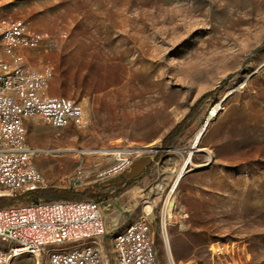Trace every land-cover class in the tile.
<instances>
[{
  "label": "rangeland",
  "instance_id": "374dc122",
  "mask_svg": "<svg viewBox=\"0 0 264 264\" xmlns=\"http://www.w3.org/2000/svg\"><path fill=\"white\" fill-rule=\"evenodd\" d=\"M0 18L24 28L26 64L51 70L48 95L87 106L84 129L32 118L27 141L47 188L102 196L108 264H117L115 234L141 219L158 264H264V0H0ZM27 32L49 44L27 54ZM199 135L206 152L169 194ZM128 148L147 150L132 161L153 160L131 185L130 165L111 172L118 156L99 152ZM79 168L87 178L71 182ZM0 248L17 252L12 264H49L45 252Z\"/></svg>",
  "mask_w": 264,
  "mask_h": 264
},
{
  "label": "built area",
  "instance_id": "2783aa9c",
  "mask_svg": "<svg viewBox=\"0 0 264 264\" xmlns=\"http://www.w3.org/2000/svg\"><path fill=\"white\" fill-rule=\"evenodd\" d=\"M1 20L2 18H0V31L2 34L12 33V40L7 41H14V48H10L8 54H14L15 58H18L19 29L13 25V19L12 26L1 27ZM27 36H35V45L27 47V54L36 45L49 44L48 41L38 38L37 34L27 32ZM35 70H39V77L35 79L45 80L46 84H49L47 70H40V67H35ZM7 72H14V69L10 68V63H8V69H3V77H0V143L1 141H20V150L18 152L0 150V197H17L29 191L48 187L44 174L34 163L38 151L29 145L21 146V136H28L26 111H33L35 120L45 125L61 129L62 123H70V128L81 130L87 125L88 109L81 101L71 98L69 99L73 100L72 108L50 105L49 95L40 91L38 94L29 95L26 100H17L18 90L30 87V83L26 82V75L19 80H7ZM6 102H15V109H6ZM145 153L147 152H141V154ZM127 158L122 167L126 165L131 167L137 160H131L132 154ZM84 178L87 176L79 168L69 177V180L76 183ZM109 230L104 202L29 201L0 208V236H6L8 242L19 244L20 249L26 246H37L36 257L40 259L46 246L50 244L65 243V240L75 242L81 237H97V240H104ZM146 232L152 231H147L140 220L136 228L132 230V238L119 241L118 245L123 248L120 264H151V253H157V250L149 252L144 248ZM0 260H10V264L13 262V259H4V257H0ZM56 264H100V262L95 250L87 249L80 257L56 258Z\"/></svg>",
  "mask_w": 264,
  "mask_h": 264
},
{
  "label": "bare ground",
  "instance_id": "6f19581e",
  "mask_svg": "<svg viewBox=\"0 0 264 264\" xmlns=\"http://www.w3.org/2000/svg\"><path fill=\"white\" fill-rule=\"evenodd\" d=\"M1 27H6L3 24V21H1ZM18 29H19V36H17L18 58H15L14 54H8L10 48H14V41H7V40H12V33L2 34V31H0V36L2 38V46L7 54V57L0 58V77H3V69H8V63H10V68L14 69V72H7V80H19L20 78L25 77L26 75V82L30 83V87H23L18 90L17 100H26V98L29 97V95L38 94V91H40V93H46V95H48L47 89L49 84H46L45 80L35 79L39 77V70H35L34 67H31V65L28 66L26 64L23 49L27 45L28 39L23 34L24 28L18 27ZM40 70H47V77H49V83H50L51 82L50 80L52 78L51 70L49 68H43ZM49 97H50V105H60V107L62 108L73 107V101L65 97H52V96ZM6 109H15V102H6ZM215 112L216 110H213L211 116L215 115ZM32 118H35V114H33V111H26L27 121H29ZM69 124L70 123H62V128ZM200 135L198 136V138L194 143V146L192 148L193 149L192 153L188 155L182 167L177 172L169 194H172V192L176 189L179 181L184 176L188 167L194 165L192 162V155L196 152H206L205 149L199 147ZM21 146H28L27 136H21ZM0 150L2 152H18L20 150V141H1ZM99 152H102L103 154H115L118 156L117 159L118 161L121 162L120 166L115 167L113 171H111V172H117L119 168H121L126 163V160L128 159L127 158L128 155L130 154H132V156L139 155L141 154V152H147V150L141 149L140 152V150H137L135 148H128L126 150L120 152H114V153L109 152L107 150H100ZM205 165H201V167ZM166 204H168V206H171L169 201H166ZM170 211L168 212L170 213ZM141 220L143 223V227H145L148 231L147 222L144 219ZM139 221L140 220L135 221L129 224L128 226L123 227V229L120 230V232H117L115 234L113 238V246L116 253L117 264H120V259H122L123 256V248H120V245H118L119 241H122V239H126V238H132V230L136 228ZM0 240L3 242H8L6 236H0ZM9 243L15 244V242H9ZM65 243H68V245L61 251H56V252L49 251L48 248L52 245H57V244H50L46 246V250L44 252L48 254L49 264H56V258L83 256L84 251H86L87 249L95 250V253H97L100 264H108V256L105 250L104 240H97V237H81L79 241L73 242V240H65ZM58 244H64V243H58ZM16 245L20 247L19 244ZM144 248H146L149 252H156L151 237L149 235V232H146V236H144ZM22 249L26 251L31 250L32 252L35 253V255H37V246H26V248H22ZM16 254L17 252L13 253L12 251H8L6 249H0V257H4V259H12L13 256H15ZM0 264H10V260H0ZM151 264H158L156 253H151Z\"/></svg>",
  "mask_w": 264,
  "mask_h": 264
},
{
  "label": "trees",
  "instance_id": "16d2710c",
  "mask_svg": "<svg viewBox=\"0 0 264 264\" xmlns=\"http://www.w3.org/2000/svg\"><path fill=\"white\" fill-rule=\"evenodd\" d=\"M214 92L206 93L202 96L201 100H199V104L207 99L210 95ZM198 104V105H199ZM194 112L189 113L176 127L165 137L163 140L164 146H169L174 139L178 136V134L182 131L183 127L185 126L188 119L193 116ZM133 181L129 182L131 185ZM95 187H87L80 191L75 190H67V189H58V188H42L33 191H29L19 197L22 198L24 202L27 201H36V202H43V201H55L59 199H72V200H91L94 202H101L102 196H94L93 192ZM19 197H13L11 199L0 197V207L4 204H9L11 206L19 205L17 201Z\"/></svg>",
  "mask_w": 264,
  "mask_h": 264
},
{
  "label": "water",
  "instance_id": "95a60500",
  "mask_svg": "<svg viewBox=\"0 0 264 264\" xmlns=\"http://www.w3.org/2000/svg\"><path fill=\"white\" fill-rule=\"evenodd\" d=\"M153 160L150 156H144L137 159L131 166L130 172L127 173V178L131 181L139 178L143 173L152 165ZM117 185L123 183L122 177H117L115 179Z\"/></svg>",
  "mask_w": 264,
  "mask_h": 264
},
{
  "label": "flooded vegetation",
  "instance_id": "af4514ba",
  "mask_svg": "<svg viewBox=\"0 0 264 264\" xmlns=\"http://www.w3.org/2000/svg\"><path fill=\"white\" fill-rule=\"evenodd\" d=\"M125 178H123V180H124Z\"/></svg>",
  "mask_w": 264,
  "mask_h": 264
}]
</instances>
